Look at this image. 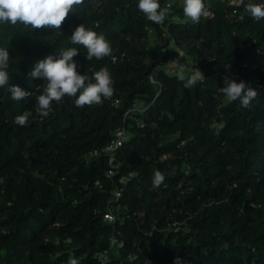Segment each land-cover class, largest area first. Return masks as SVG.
<instances>
[{
	"label": "trees",
	"instance_id": "obj_1",
	"mask_svg": "<svg viewBox=\"0 0 264 264\" xmlns=\"http://www.w3.org/2000/svg\"><path fill=\"white\" fill-rule=\"evenodd\" d=\"M203 2L210 16L199 23L182 4L152 23L139 0H84L61 29L0 23V48L10 54L9 84L0 87V264H100L113 236L118 259L108 264H173L176 256L264 264V19L244 11L264 0L237 9L236 0ZM82 23L105 37L111 56L87 60L71 42ZM151 30L161 42L149 48ZM171 40L181 61L204 74L192 88L160 68L180 57ZM69 48H78L79 74L108 69L114 94L84 107L65 96L42 118L37 97L46 82L29 72ZM226 75L258 90L248 108L220 93ZM11 84L31 94L13 100ZM25 111L28 123L15 124ZM123 128L128 139L111 179L103 148ZM155 170L165 176L158 188ZM116 188L122 197L111 202ZM114 207L118 219L105 222Z\"/></svg>",
	"mask_w": 264,
	"mask_h": 264
},
{
	"label": "clouds",
	"instance_id": "obj_2",
	"mask_svg": "<svg viewBox=\"0 0 264 264\" xmlns=\"http://www.w3.org/2000/svg\"><path fill=\"white\" fill-rule=\"evenodd\" d=\"M83 2L84 0H0V23L16 25L19 22L25 27L30 26L33 30L61 29L74 6L81 5ZM138 9L155 24L163 23L169 14L168 8H161L158 0H139ZM244 11L255 21L264 19V4L249 2L245 5ZM183 13L194 23H199L202 17L209 15L203 0H183ZM71 42L82 45L87 50V60H92L94 57L99 60L112 54L110 43L105 37L86 29L83 23L72 32ZM77 55H79L78 48L62 50L59 56L50 54L37 61L29 72L30 77L42 78L46 82L43 94L37 97L36 112L40 117H47L51 111L52 102H59L65 96L76 97L74 103L77 107L102 105L103 99H110L113 96L114 81L108 69L101 68L91 77L79 74L77 63L73 59ZM9 59L8 49L0 48V87L9 84L10 75L7 71ZM203 77V72L194 66L189 75L181 73L178 79L184 82L185 88H192ZM219 91L228 102L239 101L244 108H248L258 95V90L244 81L237 82L227 75L224 77V86L220 87ZM7 92L10 93L11 99L16 101L23 100L31 94L15 84H11ZM30 115V112L25 111L22 115L15 117L14 123L25 126ZM164 180V174L160 170H155L152 177L153 187H160ZM68 264H79V261L72 258ZM173 264H188V261L176 256Z\"/></svg>",
	"mask_w": 264,
	"mask_h": 264
},
{
	"label": "built area",
	"instance_id": "obj_3",
	"mask_svg": "<svg viewBox=\"0 0 264 264\" xmlns=\"http://www.w3.org/2000/svg\"><path fill=\"white\" fill-rule=\"evenodd\" d=\"M243 2H244V0H236L235 9L241 7ZM176 4H179V5L183 4V0H166V2L164 4V8H168V12H169L173 8V6ZM234 14H237V10H234ZM208 16H210V12H209ZM163 36L165 38L168 37L167 30L165 31ZM168 49L178 52L180 57L175 59L172 62L161 65L160 68L164 69V71L170 75H180L181 73L184 74L186 72L187 68L190 67V65L181 61V57L183 56V54L180 53V51L177 48L174 40H171L168 43ZM156 84L161 85L158 82ZM127 139H128V135H127L126 130L124 128L120 129L116 132L112 141L103 148V153L106 154L108 157L109 167L107 169V176L111 179H113L117 175L118 170L120 168V162L117 161V159H116V153L118 150H120L123 147V145L126 143ZM98 154H99V152H95V155H98ZM121 197H122V189L116 188L113 191V199L111 202H113V201L116 202ZM104 221L107 223L114 224L116 222V218H115L114 213L112 211H109L104 216ZM109 242H110V249L102 252L98 257L100 264H108L111 261L110 255H111L112 250L114 248H118L120 246V242H119L118 238L115 236L111 237Z\"/></svg>",
	"mask_w": 264,
	"mask_h": 264
},
{
	"label": "rangeland",
	"instance_id": "obj_4",
	"mask_svg": "<svg viewBox=\"0 0 264 264\" xmlns=\"http://www.w3.org/2000/svg\"><path fill=\"white\" fill-rule=\"evenodd\" d=\"M239 2V1H238ZM183 5V4H182ZM161 42V39H160V34L157 33L156 31L154 30H151L148 34V39H147V45L149 48H152V47H155L156 45H158L159 43ZM192 68L189 67L187 68L186 72L184 73L186 76L191 72ZM142 110V112H144L146 110V108H139ZM112 212L114 213L115 215V218L116 220L118 219V212H119V208L118 207H114L112 209ZM118 259V249L117 248H114L111 252V255H110V260L111 261H116Z\"/></svg>",
	"mask_w": 264,
	"mask_h": 264
}]
</instances>
